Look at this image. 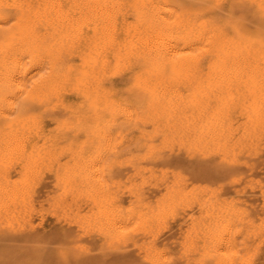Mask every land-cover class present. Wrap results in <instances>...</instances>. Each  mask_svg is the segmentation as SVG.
<instances>
[{
	"label": "bare ground",
	"instance_id": "obj_1",
	"mask_svg": "<svg viewBox=\"0 0 264 264\" xmlns=\"http://www.w3.org/2000/svg\"><path fill=\"white\" fill-rule=\"evenodd\" d=\"M227 2L254 18L233 20L231 35L215 25L233 19ZM261 35L264 0H0V264H39L37 249L7 248L33 231L32 210L49 209L118 249L131 243L152 261L160 229L190 208L181 252L194 253V236L202 247L189 262L255 264L258 243L249 241L257 234L245 209L159 164L253 165L264 147ZM110 74L125 76L118 94L105 83ZM65 88L83 103L75 121L84 118L85 137L64 122L58 136H43L36 115L28 137L23 111L49 105ZM25 155L36 178L41 168L54 174L45 201L5 172L7 160ZM149 186L160 192L151 196Z\"/></svg>",
	"mask_w": 264,
	"mask_h": 264
},
{
	"label": "rangeland",
	"instance_id": "obj_2",
	"mask_svg": "<svg viewBox=\"0 0 264 264\" xmlns=\"http://www.w3.org/2000/svg\"><path fill=\"white\" fill-rule=\"evenodd\" d=\"M224 6L225 8H229L233 11L234 17L231 21H222V19H217L215 20V25L223 27L224 30L226 29L225 32H228L229 35H231L230 24L233 22V20V23H239L244 22V20L252 21L254 19L251 15V12H243L240 8L236 7L235 5H229V2H227ZM38 30L40 33L45 32L43 26H39ZM45 37L48 39V36ZM261 38L264 39V35H261ZM63 59L65 60H62V63H67V61H70L68 60L69 57L67 55H63ZM205 60L206 58H204L202 62L204 63ZM71 61L75 62L74 59H71ZM106 79V85L113 88V90L117 94L125 88L126 82L124 75L115 74L113 76V74H110L106 76ZM69 92L71 93L69 94ZM51 98L52 99H50L49 105L47 104L39 106L33 104L32 106L29 105L28 108L23 111L22 116L26 115L28 119H24L23 123V131L26 133V135L30 138H34V130L37 128H34L35 126L33 125V122L31 118H29V116L36 115V120L40 122L39 125L41 126V135L43 136H51L55 138L59 135L58 131L61 122H64L70 126H73L74 129L78 130V132H80L79 137L81 139L85 137L86 122L84 121V118H81V121H75L76 115L82 116V113H84L83 103L79 96L73 91H71L69 88H65L59 93L58 97ZM51 105H55L52 110L46 109ZM18 113L19 111H17L16 115ZM13 117L14 114L10 115L9 119ZM6 124L7 123L3 120V118H0V127H4L6 126ZM31 143L32 142H30V145H32ZM262 145L264 146V139L262 141ZM31 147L32 146H30L29 149H31ZM27 156L28 155H25L21 158H17V160H7L6 163L8 162L7 165L9 166L5 164V167L4 165L5 172H7V175H10L12 179H17L21 177L23 179L22 184L27 187L29 193L32 195L31 197H33L36 201H39V199L45 201L47 197L53 194L52 183L54 180V174L45 170V168H41V171L39 172L38 177L36 178V174L34 175L35 165H32L30 161H27ZM177 157L180 158V161L181 157ZM62 158L63 157L60 156L59 159ZM162 166H171L174 169L179 168L178 170H180L181 168L187 177V182L189 183V185H199L203 187L207 186L209 188L221 190V196L225 197L226 200L234 202L236 208L245 209V211L247 212V216L252 219L251 226L257 234L254 240L250 238L249 241V244L251 245L258 243L256 252L257 254L254 263L264 264V195L261 194L260 187L255 183L257 181L258 183L261 182L262 187L264 188V147L261 148L260 152L257 155V158L253 160V165H251L248 169L221 168L212 162L199 161L191 164L183 162H178L175 164H159V167ZM29 168L31 170H29ZM127 174H129V169H122L120 177H124ZM237 177H240V180H235L233 182L231 181L232 179H237ZM122 180L124 179L122 178ZM31 182L32 184H30ZM151 187L152 186L146 188V192H149L151 196L157 195L160 192L158 190L159 188L153 189L154 187ZM122 201L125 202L123 203ZM118 202L120 204L122 203V205L126 204L127 197L121 196ZM44 208L46 211V204L44 205ZM36 209H38V205H36ZM191 209L193 208L187 209L189 211H178V214H176L175 219H173L176 222L172 219H168V222L164 224L163 228L160 229L157 234V239L155 243L159 246L158 250L162 251L161 253H163V257L160 256L161 253L158 251V256L156 255L152 261L144 260L143 250L140 249L138 246H133L131 243H128L125 247L118 249L113 245L112 242L110 244L106 239L102 238L101 236L87 233L84 230H81L76 224L71 223L70 221H68V223H65L63 220L60 221V219L51 216L49 209L45 213L44 211H40L39 213L37 212L33 214L32 210L29 219L34 226L33 231L29 233L30 235H26L27 237H25L22 243H17L16 241H13L12 243L9 242V246H7V248L10 249L11 247H16L17 245H20L23 249H37L38 254L40 255V257L38 255L39 264H194V262H189L186 258H192L193 256L198 255V253H196V247L201 248L202 245H200L201 241L197 236H194V238H196L195 241H193V247L195 248L194 253L190 252L188 253L189 255L186 254V256L184 257L181 252V242L183 240V235L188 232V229L190 227L186 216L195 210ZM190 235V237H193V234ZM186 236L187 234L185 235V237ZM189 240L190 238H188L187 242ZM65 256H67V259Z\"/></svg>",
	"mask_w": 264,
	"mask_h": 264
}]
</instances>
